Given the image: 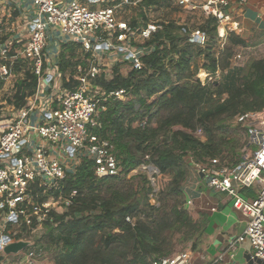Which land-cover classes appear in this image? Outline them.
Wrapping results in <instances>:
<instances>
[{"label":"trees","instance_id":"1","mask_svg":"<svg viewBox=\"0 0 264 264\" xmlns=\"http://www.w3.org/2000/svg\"><path fill=\"white\" fill-rule=\"evenodd\" d=\"M163 1L167 0H141L139 15L147 21V10ZM129 24L139 27L134 19ZM159 25L151 38L141 43L142 47L153 48L143 58L144 68L130 70L126 76L114 68L112 79L105 80L101 75L95 81L105 95L124 91L123 100L109 98L102 102L100 127L92 129L94 136L113 145L122 172L119 177L97 179L92 163L85 161L74 174L65 177L58 190L49 192L56 197L74 193L67 211L51 213L50 219L41 224L49 233L46 235L56 263L60 259L63 264H152L170 256L177 244L195 248L202 221L185 206L182 184L188 177L186 155L194 150L199 162L216 157L227 165L237 164V149L242 144L229 140L219 132L226 127H215L214 123L221 122V118L231 119L240 131L235 123L239 114L264 108V60L252 61L243 76L239 68L230 67L232 48L246 45L239 36L230 33L226 46L214 55L212 43L220 39L216 18L207 17L199 28L208 38L205 48L191 40L188 28L173 22ZM78 49L81 51L73 43L60 46L58 65L63 76L71 77L77 64L86 65L89 54L81 51L79 55ZM200 56L206 61L203 66L208 74L223 75L218 82L201 84L195 80L191 61ZM18 66L20 63L14 68ZM26 76L30 81L21 82L15 94L17 106L23 105L26 90L33 91L36 85L33 76ZM76 85L72 78L64 82L67 88ZM129 145L139 157L129 153ZM144 156L148 160L144 161ZM144 162L158 172L152 176L154 184L143 178V199L134 192L123 194L117 190L124 171ZM150 197L155 199L154 204L149 202ZM26 227L32 230L36 225L22 228ZM97 234L100 239L94 241ZM9 236L16 239L19 234L14 231Z\"/></svg>","mask_w":264,"mask_h":264},{"label":"built area","instance_id":"2","mask_svg":"<svg viewBox=\"0 0 264 264\" xmlns=\"http://www.w3.org/2000/svg\"><path fill=\"white\" fill-rule=\"evenodd\" d=\"M175 1L180 8L202 10L206 17L216 18L217 31L222 29L223 35L240 30L232 19V8H242L248 3V0ZM140 2L0 0V12L17 10L24 21L14 40L0 46L3 59L0 80L12 77L16 63L27 66L36 79L33 93L23 105L0 103V253L13 244L5 233L9 226L21 223L40 226L50 219L57 203L61 207L53 210L56 214L67 211L74 193L41 202L39 198L58 190L65 177L74 174L82 162L92 163L97 179L121 175L113 145L94 136L92 129L100 127L102 102L109 98L120 100L124 91L118 89L105 95L95 81L101 75L105 80L112 79L114 68L120 64L130 70L144 68L143 58L153 48L142 47L141 43L149 40L159 26L147 22L133 28L118 17L123 8L137 7ZM182 32L186 33V29ZM190 38L200 46H205L208 39L199 30L191 32ZM64 43L76 44L84 54H89L84 59L86 65L77 64L71 77L63 76L59 70L60 46ZM212 77L205 74L202 82ZM71 78L77 85L67 88L64 82L69 83ZM235 123L245 144L240 161L230 166L219 158L207 157L191 167L206 188L226 194L232 208L246 220L244 230L228 241L226 250L215 262L222 261L227 253L232 256L245 241L253 256L264 260V109L239 114ZM196 133L200 135L201 131ZM252 187H256L255 199H244L241 190ZM126 221L132 222L129 218ZM33 255L28 254L26 264H33ZM191 257V252L184 250L152 264H191Z\"/></svg>","mask_w":264,"mask_h":264},{"label":"rangeland","instance_id":"3","mask_svg":"<svg viewBox=\"0 0 264 264\" xmlns=\"http://www.w3.org/2000/svg\"><path fill=\"white\" fill-rule=\"evenodd\" d=\"M204 0H199V2H203ZM138 7H125L123 10H121L119 13L120 15L118 16L119 19L129 22L134 19L140 28L142 27L145 23L147 22H153L155 25L159 26L162 22H173L174 24L178 26H184L189 29L190 35L191 32H194L196 30L200 31V26L204 23L205 19L207 18L206 15L202 10H195V11H190L189 9L186 8H180L177 6V3L175 0H167L166 2L163 1L161 2L158 6H152L147 10L146 16L148 17V20L146 21L145 19H142L143 17L140 16V12L137 9ZM157 8V9H156ZM19 12V11H18ZM17 10H11V11H5L7 15H4L5 13L0 12V19L2 18V22L0 24V46H3L5 43H8L10 41H13L16 33L18 31V28H22L24 21L22 19L21 14H19ZM3 16V17H2ZM146 21V22H145ZM223 31V30H222ZM220 32V31H219ZM218 32V33H219ZM217 33V34H218ZM180 34V33H178ZM222 34V33H221ZM228 32H226L225 35H218V39L220 38H225L227 36ZM230 34V33H229ZM228 34V35H229ZM172 35H175L172 34ZM183 37V35L181 36ZM216 40V39H215ZM226 42V39L224 40H216L215 43H212L211 47V52L214 53V55L219 51V49H222L226 45L224 44ZM245 42V46L238 45L232 48V57L230 58L231 68H239L241 71V76L245 74L248 71V66L249 64L254 61V60H264V38L259 39V40H253L250 39L248 42ZM202 48H205L204 46H201ZM77 53L80 55L81 51L78 49ZM239 55L240 59L236 60V56ZM81 58H83V55H81ZM0 60H3L0 58ZM204 64H206V61L203 56L196 57L191 61V72L194 74L195 80L197 79L201 84H205L206 82H218L223 75H218L217 77L213 76L212 74V80L206 79V81L202 82V80L205 78V74H208L207 71H205ZM19 69L13 68L11 70L12 77L0 80V103L2 102H7V105H14L15 104V94L19 90V84L21 82H24L26 79L30 81L29 78H26L27 73L29 74V71L27 69V66L21 65L18 66ZM119 70V73L122 75L126 76L127 73L130 71L129 66L120 64L116 68ZM30 75V74H29ZM215 78V79H214ZM201 80V81H200ZM26 95L23 100L25 103L27 99H29L33 93L32 90H26ZM223 98H226V95H223ZM124 97L121 99L123 100ZM17 102V100H16ZM23 103V104H24ZM264 109V108H263ZM262 110V109H261ZM259 111V110H257ZM251 112V111H249ZM219 123H214L215 127L218 124L224 125L226 128L220 129L219 132L223 133L229 140H235L236 144L240 145L242 144L239 149V156L241 157V154L245 148L243 136L240 133L239 130L236 129V126L234 125V121L231 119H223ZM226 129V130H224ZM198 135V134H197ZM198 137L202 140H204L205 136L201 133L198 135ZM129 153L132 155H135L139 157V154H136L134 151L132 145L128 146ZM194 150L191 152H188L186 155V166L188 170V176L189 173L192 172V166L198 163L200 159H198L194 154ZM144 161L148 160V156H144ZM151 164L148 162H144L142 165H140L136 169H132L129 171H124V174L122 175V181L116 185L117 190L121 191L123 194H130L131 192H134L137 196L143 197L145 196L146 192L142 188L144 186L143 184V178L146 177L147 180H153L150 181L152 184H154V179H152L154 174H157L155 170H150ZM185 182V181H184ZM184 183L182 184V186ZM46 196H40L39 201L42 200H47V199H57L55 198L56 196L49 195V193L45 194ZM50 196V198H47ZM185 198V196H184ZM41 202V201H40ZM149 202L155 203V199L151 198L149 199ZM189 203L186 202L185 200V206L189 210ZM61 205L57 203V205L54 207L55 208H60ZM52 209V214L55 212ZM24 224H20L19 226H9L7 230L5 231L6 234L11 235L14 231L19 234L18 238H12L13 244H23L24 247L20 249L16 253L12 254H5V253H0L1 256V263L0 264H26L27 261V256L30 252H33V257L31 258L33 264H63L60 261V259L55 261L54 259V248L50 249V244L48 242L49 238L46 234H49L48 232L45 231V228L42 227L41 225L36 226V228L30 230L28 227L22 228ZM26 226V225H24ZM1 228V224H0ZM1 231V230H0ZM45 236V237H44ZM100 239V235L97 234L93 240L97 241ZM188 247L187 245L184 244H177L175 246L174 252L171 254H175L177 252H181L186 250ZM170 255V256H171Z\"/></svg>","mask_w":264,"mask_h":264},{"label":"crops","instance_id":"4","mask_svg":"<svg viewBox=\"0 0 264 264\" xmlns=\"http://www.w3.org/2000/svg\"><path fill=\"white\" fill-rule=\"evenodd\" d=\"M233 9L232 19L239 24L240 29L235 35L246 42L264 38V0H248L246 6H234ZM182 192L186 202H190L189 212L195 219L202 221V230L196 237L195 248L188 245L186 249L191 252V264H229L252 254L249 243L245 241L232 256L227 253L222 261L215 262L226 250L228 241L244 230L246 220L232 208L231 200L226 194L206 188L200 176L195 173H189ZM240 194L246 200H254L256 187L243 189Z\"/></svg>","mask_w":264,"mask_h":264},{"label":"water","instance_id":"5","mask_svg":"<svg viewBox=\"0 0 264 264\" xmlns=\"http://www.w3.org/2000/svg\"><path fill=\"white\" fill-rule=\"evenodd\" d=\"M152 169H154L156 172L155 167L151 166ZM24 247L23 244H10L4 249L5 254H12L18 252L20 249ZM229 264H264V260L258 259L253 256V254H248L247 256L243 257L241 261L239 260H233Z\"/></svg>","mask_w":264,"mask_h":264},{"label":"bare ground","instance_id":"6","mask_svg":"<svg viewBox=\"0 0 264 264\" xmlns=\"http://www.w3.org/2000/svg\"><path fill=\"white\" fill-rule=\"evenodd\" d=\"M219 31H220V32H219V33H220V35H223V31H222V29H220ZM221 31H222V34H221Z\"/></svg>","mask_w":264,"mask_h":264}]
</instances>
